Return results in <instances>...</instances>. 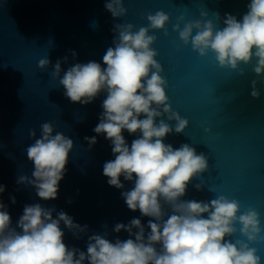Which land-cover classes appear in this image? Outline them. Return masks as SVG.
<instances>
[{
	"label": "water",
	"instance_id": "obj_1",
	"mask_svg": "<svg viewBox=\"0 0 264 264\" xmlns=\"http://www.w3.org/2000/svg\"><path fill=\"white\" fill-rule=\"evenodd\" d=\"M250 2L124 0L128 14L115 19L105 8L106 0H0V185L6 188L0 200L11 216L12 227H17L26 205L39 203L55 209L54 219L63 211L77 224L87 226L88 231L77 239L61 225L69 249L86 252L89 237L105 232L113 243L134 239L126 231H114L117 223L129 225L134 218L141 220L146 234L151 231L148 222L152 218L131 211L123 199L122 192L131 190L134 181L121 177L124 188L117 189L103 175L105 162L115 159L110 141L94 132L106 93L86 106L73 103L51 72L58 60L62 61L61 76L76 63L95 61L104 66L103 55L114 47L115 24L147 27V14L161 10L171 18L169 35L150 32L158 38L153 48L168 82L170 106L189 121L184 134H170L164 142L174 148L189 144L197 154H204L209 164V170L189 184L182 199L210 201L225 195L239 201L242 211L257 210L264 227V77L254 73L253 65H241L243 76L221 68L214 54L201 57L173 31L178 17L184 16L185 23L201 20L202 11L219 29L227 14L242 20ZM43 58L51 64L40 70L38 63ZM254 80L261 93L259 99L250 94ZM46 122L74 142L58 198L50 201L41 200L34 187L17 182L20 176L33 178L34 164L26 151L34 143L29 133L35 130L40 138L41 125ZM170 123L175 126V122ZM123 135L129 147L137 138L127 131ZM86 137H95L98 142L92 146ZM197 183L204 185L203 190L196 189ZM11 197H15V204ZM230 239L235 242L243 237L238 233ZM254 247L264 258V243Z\"/></svg>",
	"mask_w": 264,
	"mask_h": 264
},
{
	"label": "clouds",
	"instance_id": "obj_2",
	"mask_svg": "<svg viewBox=\"0 0 264 264\" xmlns=\"http://www.w3.org/2000/svg\"><path fill=\"white\" fill-rule=\"evenodd\" d=\"M105 8L115 19L128 14L124 0H106ZM201 16L203 19L187 23L180 16L173 26L185 46L191 45L201 57L214 54L223 69L243 76L241 65H253L254 73L264 77V0H251L242 20L227 14L219 29L207 12L202 11ZM216 17L221 21L218 14ZM146 19L148 26L138 29L131 23L115 24L114 47L103 55L104 66L95 61L76 63L61 76L62 61L58 60L51 75L73 103L86 106L106 93L94 132L110 141L115 159L105 162L103 175L117 189L124 188L121 177L134 181L131 190L122 192L123 199L131 211L152 218L148 222L151 231L146 234L141 220L134 218L129 225L117 223L114 227L116 233L126 231L134 239H116L113 243L105 232L89 237L86 252L69 249L61 225L77 239L88 231L87 226L77 224L63 211L54 219L55 209L36 203L24 207L13 228L0 200V264H264L254 247L264 243L257 210L242 211L239 201L225 195L210 201L182 199L189 184L209 170L208 158L189 144L174 148L164 142L170 134H184L189 121L170 106L168 82L153 48L158 38L150 34L163 31L169 35L171 18L161 10L148 13ZM71 55L76 57L77 53L72 51ZM50 64L43 58L38 67L45 70ZM250 94L260 98L255 80ZM124 131L137 136L130 147ZM29 135L34 140L26 149L34 164L33 178L20 176L17 182L34 187L41 200H55L74 142L47 122L41 125L40 138H36L35 130ZM85 139L92 146L98 142L95 137ZM195 187L203 190L204 185L197 183ZM5 191L0 185V196ZM11 200L16 203L15 197ZM238 233L243 239L233 242L230 238Z\"/></svg>",
	"mask_w": 264,
	"mask_h": 264
}]
</instances>
